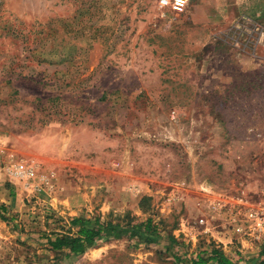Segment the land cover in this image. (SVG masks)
<instances>
[{"label":"rangeland","instance_id":"obj_1","mask_svg":"<svg viewBox=\"0 0 264 264\" xmlns=\"http://www.w3.org/2000/svg\"><path fill=\"white\" fill-rule=\"evenodd\" d=\"M263 33L264 0H0V264H259L236 203L264 188ZM95 218L124 233L46 246Z\"/></svg>","mask_w":264,"mask_h":264},{"label":"trees","instance_id":"obj_2","mask_svg":"<svg viewBox=\"0 0 264 264\" xmlns=\"http://www.w3.org/2000/svg\"><path fill=\"white\" fill-rule=\"evenodd\" d=\"M72 227L76 228L74 234H49L44 236L45 244L48 249L64 253L65 259L74 256H82L86 250L97 246L99 243L108 239H117L124 233V228L119 225H113L111 222H100L98 218L93 221L83 219H72ZM131 235L138 238V234L144 237L146 243L151 242L150 237L157 233L156 225L148 219L131 227ZM147 235V238H146ZM172 241V240H171ZM176 262H181L177 254L172 256ZM263 260L259 264H264V251H262ZM237 264V261L225 256L222 250L210 244V248L205 249L196 258L189 261V264Z\"/></svg>","mask_w":264,"mask_h":264},{"label":"built area","instance_id":"obj_3","mask_svg":"<svg viewBox=\"0 0 264 264\" xmlns=\"http://www.w3.org/2000/svg\"><path fill=\"white\" fill-rule=\"evenodd\" d=\"M190 0H157V7L160 11H169L172 13H181ZM264 34V33H263ZM262 34V35H263ZM262 44L264 45V36H262ZM13 174L19 180L30 179L34 176L32 168H23L16 166ZM243 205L244 207L240 206ZM239 222L237 223V231L242 237L255 238L257 241H264V188L262 196L251 205H246L241 199L236 203Z\"/></svg>","mask_w":264,"mask_h":264},{"label":"crops","instance_id":"obj_4","mask_svg":"<svg viewBox=\"0 0 264 264\" xmlns=\"http://www.w3.org/2000/svg\"><path fill=\"white\" fill-rule=\"evenodd\" d=\"M225 248L227 249L228 247L225 246ZM221 250L225 254L226 257L232 259V261L235 262V260L233 258H231L230 256H228L229 253L227 252V250H225L224 248H221ZM209 264H213V263H209Z\"/></svg>","mask_w":264,"mask_h":264}]
</instances>
